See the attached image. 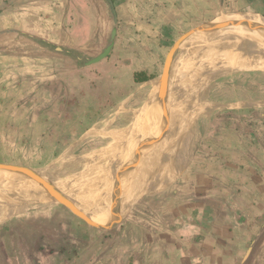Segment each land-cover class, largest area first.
Masks as SVG:
<instances>
[{"label":"crops","instance_id":"1","mask_svg":"<svg viewBox=\"0 0 264 264\" xmlns=\"http://www.w3.org/2000/svg\"><path fill=\"white\" fill-rule=\"evenodd\" d=\"M113 2L118 33L112 53L96 65L80 67L75 60L52 53L23 34L96 57L104 48L91 53L85 49L93 40L100 45L108 40L109 14L102 0H95L98 17L84 0H0L1 80L16 103L25 104L31 118H36L33 139L52 154L50 164L77 150L85 149V153L75 158L90 154L99 144L90 134L99 122L93 121L96 115L73 106L65 94L70 73L78 69L114 72L115 65L121 64L129 71V66L138 65L135 73H141L143 85L145 75L153 79L142 65L143 57L154 52V47L148 48L150 38L159 37L162 76L179 62L180 49L173 53L177 42L168 46L179 35L167 39L178 24L212 23L227 14L251 16L248 11L264 18V0ZM70 15L75 16L74 35L67 32ZM203 38L207 40L208 34L203 33ZM251 84L257 85L255 80ZM233 88L215 85L202 94L204 107L209 108L191 126L180 151L184 168L180 180L176 186L159 190V208L153 209L159 215V264H237L246 254L254 230L260 231L259 222L264 219V99L246 93L244 81H235ZM175 144L154 150L168 149L161 154L162 164ZM148 157L149 153L145 161ZM143 178L139 181L144 182ZM56 207L0 221V264H114L120 247H128L130 255L131 239L101 238L104 234L84 222L57 213L80 217L72 209ZM131 207L122 210L119 206L118 217ZM113 219L111 214L104 225ZM252 264H264V240Z\"/></svg>","mask_w":264,"mask_h":264},{"label":"rangeland","instance_id":"2","mask_svg":"<svg viewBox=\"0 0 264 264\" xmlns=\"http://www.w3.org/2000/svg\"><path fill=\"white\" fill-rule=\"evenodd\" d=\"M85 1L90 11L98 17L97 13L99 14V11H97L95 7V0H84V2ZM247 13L256 17H261L250 11ZM106 15L108 16V11ZM70 16L72 18L67 22V32H69V35H74L76 26L75 16ZM107 18L111 26L110 19L109 17ZM231 18L235 19V27L225 32L222 35L223 38L221 36L217 43L212 46L213 51L211 49V53H202L194 68L195 70L197 67H205V75L199 83V90L201 93L192 99V96L194 97L195 95V85L200 79L192 77L193 75L191 77L188 75L189 64L193 60V57L203 49L206 50L209 44L214 42L212 33H214L213 30L215 27L223 23L221 20L225 22L226 19L228 20ZM240 22L241 20L239 21L234 16H231V14H227L221 15L212 23L198 25L178 24L167 38L170 40V38L179 35L177 37L178 39L176 40L175 38L168 46H171L175 42L178 43L185 37L188 38L184 40V43L180 47L179 62L172 71L175 72L184 69L186 72L185 83L180 87L182 92L179 90L174 96V99L183 97L184 116L190 113L186 116V118L189 117L187 120L188 122L183 132L181 131V135H179L180 132H152L151 128L153 126L151 124L146 126L150 121L160 120L159 110L164 108L163 106L166 101H170L172 93L167 90V93L165 91V95H161V91L158 90L153 95L145 97V86L137 84L134 80L135 69L139 68L138 65L129 66V71L121 64V66L115 65L114 72L111 70L98 71L86 69L84 71L78 69L70 73L65 94H67L69 102L73 106L77 105L80 108L82 107L81 109L84 107L86 112L96 115V119H93V121L96 122V120H99V122L96 124L95 131H93L92 140L98 141L99 144L96 148L95 145L92 147L94 150H90V152L92 151L90 154L75 159V157H78L77 155L85 153V149L77 150L76 153L74 152L68 157L62 156L55 161L56 163L54 164L49 163V161H51L50 159L53 157L52 154L46 152L43 145L39 142L37 144L34 142L33 137L35 135V128H33V125L36 118H31L30 112L25 109V104H17L16 102L18 100L15 98L14 94L9 90H5L4 83L1 80L3 74L0 66V166H3L0 167V189H5L15 184L31 183L39 179L38 177L20 179L17 177L16 173L22 171L17 167L30 169L39 177L49 181H68L67 184L66 182L64 183L59 194L67 196L65 191L69 190L75 194L77 198L84 199L85 201L81 205L80 200L71 198L74 201L73 204L84 211V213L89 216L87 217L90 218V220L92 218L99 226L110 227L113 224L115 225L111 229L102 230L98 227L89 225L84 219L75 214L65 212L57 213L69 214L84 222L93 230L104 234L101 238L131 239L132 246H130V255H128V247L117 248L118 255L116 263L114 264H159V215L155 214L153 209L156 210L159 208V190L170 187L171 184L176 186L180 180L179 175H181L184 170L182 159H179L180 151L183 149V146L185 147L188 141L191 126L200 118L199 116L201 113L207 110V107H204L205 103H203L202 94L209 87L215 85H227L228 87H234L233 90H235V81L236 83L244 81L246 93H253L256 99H264V58L256 57L250 60L247 66L241 68H217L219 60L232 48V46L244 38L249 32H252L247 26L241 25ZM255 23L257 25L264 24L261 22ZM221 29H223V27L215 28V30ZM194 30L195 34L192 36L190 33H187ZM162 31V34H164V29ZM108 32H110V27ZM203 33L208 34L210 40H204ZM257 34L264 40V33ZM108 35L109 33L107 36ZM106 44V41L100 45L98 40H93L85 50L90 53L101 51L105 48ZM243 45L228 63L237 61L236 56L241 52ZM153 47L154 52L148 53V55H145L142 59V65L146 73L153 77L150 81L148 90H151L153 86L160 87L161 84L160 79L162 70L159 65V53H157V49L159 48V37H155L154 40L150 38L148 48L150 50V48ZM92 56H94V54L91 55V57ZM202 80H204V86ZM253 80H255L257 85L251 84ZM92 84L95 85L92 86ZM170 86H172L173 90V82ZM194 105L196 107H194ZM140 130L151 131L161 136L149 137L146 136L147 133L145 135L141 134ZM110 133H116L120 136L118 138L119 143L120 145L123 143L125 146L112 151L104 150L113 143H116L115 140L110 138ZM168 135H179L177 142H172L176 143L173 153L165 155V160L162 164L161 154L167 152L168 149L166 151H151L148 157L150 159L147 158L144 164L139 168L143 151L162 143ZM151 138H155L157 142L151 147L145 148L146 142ZM133 139L138 140L131 143ZM142 143H144V148L139 150V146ZM101 150L102 154L93 161V153ZM132 152H134V154H131ZM139 153L141 156L140 158L138 157L137 163L136 155ZM129 165H131V167H129ZM143 175L146 180L141 182L139 180L141 177L144 179ZM149 176H153V178L148 179ZM120 185H122V189L120 191L116 190ZM54 201L55 199L51 198V202L48 203L39 201H30L26 203L19 199L7 198L5 203L0 205V220L1 218L2 221L6 220L14 214L24 215L37 212V208L44 204H53ZM154 202H157V204L152 207ZM9 204L16 205L13 207L14 209H7V205ZM57 205L63 206V204L59 203L54 205V207ZM129 205H132V207L125 216L118 217V212H115V208L121 206V209L124 210ZM56 208L54 210H56ZM111 211L112 214L115 215L114 219L109 224L104 225L111 218ZM263 226L264 219L259 222V230H261ZM258 232V229L254 230L253 236L250 238L251 241L249 242L248 249ZM123 251L126 252V257ZM254 256L249 264H252ZM244 257L245 255L240 257L237 264H241ZM209 264L221 263L212 262Z\"/></svg>","mask_w":264,"mask_h":264},{"label":"bare ground","instance_id":"3","mask_svg":"<svg viewBox=\"0 0 264 264\" xmlns=\"http://www.w3.org/2000/svg\"><path fill=\"white\" fill-rule=\"evenodd\" d=\"M250 17H251V21H253V22L264 23V18H262V17H256V16H250ZM241 18H243V17H241ZM234 23H235V19H232V18L228 19V20L226 19L225 22H223L221 25H219V26H222L223 29L215 30V28H216L215 27L214 30H213L214 33H212V35H213L212 38H214L213 39L214 42L210 43L209 46L206 48V50L203 49L204 51L202 50L195 57H193V60L189 64V67H188V72L189 73H188V75H190V77L193 75L192 77H197V79H200V81L198 83H196V85H195V89H194L195 90V95H194V97L191 94L192 99L195 98L196 96H198L201 93L200 90H199V83L201 82V79H203L204 75H205V67L204 68L197 67L194 70L199 58L201 57V54L202 53L204 54L205 52L206 53L209 52L212 49V46L217 43V41L221 38V36L225 32H227L231 28L235 27ZM259 27L264 28V24L259 25ZM189 33L192 36V35L195 34V30L191 31ZM255 36H257V37H255ZM186 39H188V38H185L184 40H186ZM207 40H210V39L208 38ZM247 40H249V41L246 44H244ZM183 43H184V41H179L175 45L173 53H175L176 50L180 49V47H181V45ZM242 45H243V48H242L241 52L236 56V60L237 61L228 63L231 60V58H233V56L236 54V52L241 48ZM256 57L264 58V40L261 39V37L257 34V32H249L244 38H242L236 44H234V46H232V48L219 60V62L217 64V68H219V67H229L231 69H236V68L245 67V66L248 65L247 63L250 60H253ZM250 67H248V68H250ZM185 78H186V72H185L184 69L179 70V71H175V72H172V73H171V70L168 69L161 76L160 87L152 85L153 88L151 90H148L145 93V97H147V96L153 95L158 90L161 91L162 81L165 84L166 93H167V90L172 93V97L170 96V98H171L170 101H166L165 105L163 106L164 108L162 110H159V119L161 120V123H160V120L150 121V122L147 123L146 126H148L149 124H151L153 126L151 128L152 132H162V133L180 132L179 135H181V131L183 132V129H184L185 125L187 124V122H188L187 120L189 118V117L186 118V116H188L187 114H190V113H187L184 116L185 111H183V103H184L183 102V97H181L179 99H174V96L179 92V90L182 92V89L180 87H182L183 84L185 83ZM172 82L174 84V89L173 90H172V86H170L172 84ZM202 84L204 86V80H202ZM169 86H170V88H169ZM189 99H191V98H189ZM190 102H192V101H190ZM188 104H186V105H188ZM194 107H196V106L194 105ZM207 108H209V107H207ZM151 131L140 130V133L143 134V135H145L147 133L146 136H149V137H160L161 136V135H158V134H154ZM90 134H94V133L91 132ZM179 135H177V136L168 135L162 141V143H159V148L158 147H151L148 150H144L142 158H141V162H140V165H139V168L141 167V165L145 161L147 153H149L151 151H154L156 149H162L163 147H165L166 145H168V144H170L172 142H177V139H178ZM119 137L120 136H118L116 133H110V138L112 140H115L116 143H113L110 147L107 146L108 148H105L104 150L112 151V150H115V149H118V148H121V147L125 146V145H123V143H122V145H120L119 140H118ZM88 139H89V137H88ZM137 140L133 139V141L131 143H134ZM143 145H144V143H142L139 146V150H141L144 147ZM101 154H102V150L98 151L96 153H93V155H92V156H94L93 161ZM16 174H17V177H19L20 179L21 178L22 179H27V178L31 177V176H28L27 174H25L24 172H18ZM65 182H66V184L68 183V181H54V180L53 181H49V180H46L45 178L40 177L39 179H37V180H35L34 182H31V183L15 184V185H12V186H10L8 188L0 189V205L4 204L7 198L19 199V200H22L23 202H26V203H29L30 201H39V202H43V203L51 202V198L56 199L59 195H61L59 193L61 192L62 187L64 186ZM121 189H122V185H120L116 190L120 191ZM65 192H66L67 196H69V197L72 196L71 198H76V199L80 200L81 202L85 201L84 199L77 198V196H75V194H73L69 190H66ZM112 198H113V196H112ZM18 204H20V203H18ZM15 205L16 204H13V205L9 204V205H7V209L13 208V207H15ZM63 205H65V206L69 207L70 209H72L80 217L88 216L84 212H81V210H79L77 208V206H75L73 203L63 204ZM118 208H119V206L115 208V212H118ZM15 213H17V212H15ZM111 214H112V211H111ZM1 220H2V218H1Z\"/></svg>","mask_w":264,"mask_h":264},{"label":"water","instance_id":"4","mask_svg":"<svg viewBox=\"0 0 264 264\" xmlns=\"http://www.w3.org/2000/svg\"><path fill=\"white\" fill-rule=\"evenodd\" d=\"M102 1L104 2L105 6L108 10L111 26H110V32H109L107 44H106L105 48L102 50V52L96 57L85 56L78 50H75L73 48H69L66 46L54 44V43L49 42L48 40H45L43 38H39V37L28 35V34H23V36L25 38L35 42L36 44H38L42 48L48 49L52 53L62 55L65 57H69V58L75 60L80 67H90V66L96 65V64L102 62L103 60L107 59L110 56V54L112 53V51L114 49V46L116 43V38H117V33H118V16H117V12L115 9L114 2H113V0H102ZM234 17L236 19H238L239 21L241 20L240 24L247 26L252 32H257L259 34L264 33V28L259 27V25H257L255 22L251 21V18L249 17V15H247V14L237 15L236 14ZM241 17H243V18H241ZM216 28H222V26H218ZM185 38L181 39L180 41H184ZM143 85L145 86V92H147L149 89L150 80L146 75L144 76V84ZM165 91H166L165 84L162 81L161 95H163V94L165 95ZM155 140H156L155 138L149 139V141L146 142L145 148H149L153 144H155L157 142ZM136 156H137L136 162L138 163V157L140 158L141 154L139 153ZM0 167H3V166H0ZM17 168L20 171L27 174L28 176L40 178L37 174H35L30 169L22 168V167H17ZM73 202L74 201L71 199V197L66 196L64 194H61L55 199L53 204L52 203L44 204L41 207L37 208L36 210H48V209H51V207H54V205L59 204V203L60 204H69V203H73ZM80 218L84 219L89 225H92V226H95L98 228L101 227L97 223L91 221L90 218H88L87 216L80 217ZM263 240H264V226L262 227V229L258 232L256 237L254 238V240L251 243L249 249L247 250L245 257H244L241 264H249L250 263V261L252 260L253 256L255 255L258 247L260 246V244L262 243Z\"/></svg>","mask_w":264,"mask_h":264},{"label":"trees","instance_id":"5","mask_svg":"<svg viewBox=\"0 0 264 264\" xmlns=\"http://www.w3.org/2000/svg\"><path fill=\"white\" fill-rule=\"evenodd\" d=\"M141 73L140 72H136L135 75H134V80L137 84H141L142 83V79H141Z\"/></svg>","mask_w":264,"mask_h":264}]
</instances>
